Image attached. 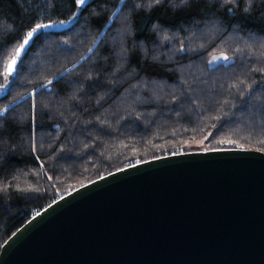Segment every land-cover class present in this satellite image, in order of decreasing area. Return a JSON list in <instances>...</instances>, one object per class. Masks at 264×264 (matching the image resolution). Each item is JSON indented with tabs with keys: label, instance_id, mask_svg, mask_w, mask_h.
Returning a JSON list of instances; mask_svg holds the SVG:
<instances>
[{
	"label": "trees",
	"instance_id": "obj_1",
	"mask_svg": "<svg viewBox=\"0 0 264 264\" xmlns=\"http://www.w3.org/2000/svg\"><path fill=\"white\" fill-rule=\"evenodd\" d=\"M70 18L36 33L5 79L30 25ZM261 45L264 0H0V251L58 197L137 160L264 151ZM217 52L231 61L210 66Z\"/></svg>",
	"mask_w": 264,
	"mask_h": 264
},
{
	"label": "water",
	"instance_id": "obj_2",
	"mask_svg": "<svg viewBox=\"0 0 264 264\" xmlns=\"http://www.w3.org/2000/svg\"><path fill=\"white\" fill-rule=\"evenodd\" d=\"M140 161L37 211L3 243L0 264H264L263 150Z\"/></svg>",
	"mask_w": 264,
	"mask_h": 264
},
{
	"label": "snow or ice",
	"instance_id": "obj_3",
	"mask_svg": "<svg viewBox=\"0 0 264 264\" xmlns=\"http://www.w3.org/2000/svg\"><path fill=\"white\" fill-rule=\"evenodd\" d=\"M86 0H75V4L78 5V6H83L85 4ZM121 2L123 3V0H121ZM161 2V0H154V3L155 4H159ZM182 2L186 3L187 0H182ZM231 2H234V0H226V3H231ZM141 5H136V7H140ZM148 7H152L153 4L152 3H149L147 5ZM247 10V9H246ZM57 23H60V24H63L65 23V21H60V22H49V23H34L32 25H30L28 27V29L26 31L23 32L22 36L18 38V44L17 46L14 48L12 54L8 57V63L4 66V77L5 79H7L9 76H11L15 71H16V68L18 66V63L20 62L23 54L25 53L27 47L29 46V44L34 40L35 38V35L36 33H38L39 31H41L42 29H46V28H49V27H53L55 26ZM262 47H264V45H261ZM203 47V46H202ZM89 52L92 51L91 48L88 49ZM237 51H239V49H237ZM218 59H223V60H228L229 57L226 55V54H222L221 56L219 57H216V56H213L212 57V60L209 61V63H214L216 60ZM255 71H261V72H264V68H261V69H257ZM61 77L63 76V73L61 72L59 74ZM53 83V80H48L47 81V84L50 85ZM240 84H244V81H240L239 82ZM6 85H0V88H5ZM47 85H40V88H46ZM233 87H236V85H233ZM248 88L250 89L251 88V85H248ZM35 89H33V93H35ZM33 109L35 108V104H33ZM7 109H5L6 111ZM139 117H137L138 119ZM215 119L219 120L220 117H215ZM213 128H215V125L212 126ZM212 133L209 132L208 133V136H210ZM208 136H205L204 139H207ZM218 143H235V141H232V140H226V141H218ZM262 144H264V141H261ZM32 151H36V146L35 144L32 145ZM60 151L62 152L63 149L61 148ZM176 153H174L175 155ZM156 158H159V157H156ZM37 159H39V157H37ZM137 164L141 163V161L137 160L136 161ZM128 167H135V165L133 164H129ZM118 171H124V169H118ZM112 173H109V175H111ZM103 178V177H101ZM49 179H52V177H49ZM82 186H83V182H81ZM36 191H38V189H36ZM49 207H51V205H49ZM37 215H39V213H37Z\"/></svg>",
	"mask_w": 264,
	"mask_h": 264
},
{
	"label": "rangeland",
	"instance_id": "obj_4",
	"mask_svg": "<svg viewBox=\"0 0 264 264\" xmlns=\"http://www.w3.org/2000/svg\"><path fill=\"white\" fill-rule=\"evenodd\" d=\"M222 54H225V53L217 52V53L212 54L211 57H210V59H209V61L212 60V57H213V56L219 57V56H221ZM227 56H228V55H227ZM228 57H229V56H228ZM230 61H231V58L229 57L228 60L218 59V60H216L214 63H209V64H210V66H216V65H219V64H226V63H229ZM46 84H47V83H45V85H46ZM7 106H10V105H7ZM7 106H5L2 110H0V113L5 112V109H6Z\"/></svg>",
	"mask_w": 264,
	"mask_h": 264
}]
</instances>
